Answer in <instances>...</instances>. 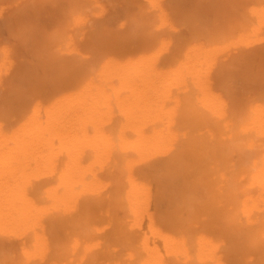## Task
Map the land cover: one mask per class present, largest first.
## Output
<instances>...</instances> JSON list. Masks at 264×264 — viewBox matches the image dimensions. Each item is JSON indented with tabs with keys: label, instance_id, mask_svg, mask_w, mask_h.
<instances>
[{
	"label": "bare ground",
	"instance_id": "6f19581e",
	"mask_svg": "<svg viewBox=\"0 0 264 264\" xmlns=\"http://www.w3.org/2000/svg\"><path fill=\"white\" fill-rule=\"evenodd\" d=\"M0 264H264V0H0Z\"/></svg>",
	"mask_w": 264,
	"mask_h": 264
}]
</instances>
